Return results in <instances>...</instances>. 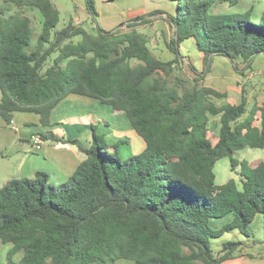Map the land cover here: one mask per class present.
Here are the masks:
<instances>
[{
    "label": "trees",
    "instance_id": "1",
    "mask_svg": "<svg viewBox=\"0 0 264 264\" xmlns=\"http://www.w3.org/2000/svg\"><path fill=\"white\" fill-rule=\"evenodd\" d=\"M164 1L173 13L138 15L107 31L94 0H83L89 31L72 20L58 28L51 0H1L0 119L10 124L15 112H30L47 126L51 112L74 95L123 112L145 146L122 160L117 145L108 153L94 126L88 146L40 133L42 142L77 146L85 159L58 186L37 172L0 188V242L12 245L6 264H222L241 255L243 242H222L215 252L212 240L234 230L252 237L250 225L264 217V161L234 155L264 151V104L248 109L241 86L239 103L218 106L214 100L227 94L203 82L216 57L242 77L252 71L264 56V15L254 21L238 11L212 12L239 0ZM28 11L41 16L34 45ZM159 19L170 32L165 47L174 57L166 61L141 32ZM189 40L201 62L200 70L189 66L192 77L180 52ZM224 158L238 181L216 183L215 166ZM227 216L229 223L213 228Z\"/></svg>",
    "mask_w": 264,
    "mask_h": 264
},
{
    "label": "rangeland",
    "instance_id": "2",
    "mask_svg": "<svg viewBox=\"0 0 264 264\" xmlns=\"http://www.w3.org/2000/svg\"><path fill=\"white\" fill-rule=\"evenodd\" d=\"M56 7L60 11V22L58 28H62L65 24L72 20L76 24H82L84 27L91 31L93 26L90 23V19L86 14L83 0H51ZM261 1V4H258L256 0H239L238 5L235 9L229 8L226 5H222L217 9L212 10L213 13H221V12H231L238 11L240 13L247 14L249 19L261 17V14H264V0ZM1 2V0H0ZM95 8L98 13V23L100 27L104 30H113L118 24L122 22H126L132 17L136 15H144L153 11H162L167 12L165 7L161 5L157 0H94ZM253 2V3H251ZM250 4L254 5V9L252 13H247L248 7ZM31 21H32V45L35 44V40L37 35L41 30V16L37 11H28L26 13ZM255 16V17H254ZM164 17V16H163ZM255 21H258L255 19ZM142 33L146 34L149 40V47L152 50L153 54L157 56L159 59L166 61L167 59H172L174 56L168 52L165 47V42H167L170 38V32L162 19L157 20L153 25L148 28H144L141 30ZM78 39H75V41ZM181 54L184 57L181 60L183 70L185 73L192 77V73H190L189 66H194L197 70L201 69L200 55L195 49V45L193 42L188 41L182 45ZM264 64V61H257L254 66L253 71H248L246 73V77H242L235 71L232 64L226 58L216 57L212 64L210 72L205 76L203 85L214 88L216 90L226 91L228 93L227 98L221 100H214V103L219 105L223 104H236L240 101V91L234 90V85L236 86L238 82L244 84L246 89V94L248 96V107L254 103V99L257 98L258 101H264V71L261 68ZM235 80L237 82L235 83ZM103 131L107 129L108 131L105 134L101 135L103 137L105 143L108 145L107 151L109 154L114 153V147L117 145L118 147H122L124 149H128V151H134L131 155L123 158L121 156L120 159L128 160L130 157L139 155L144 149V143L142 139L134 132L129 121L127 120L125 114L122 113H114L103 111ZM109 125V127L107 126ZM218 118L210 119V136L213 140L216 139L218 134ZM108 127V128H107ZM110 128V130H109ZM116 140L113 142L114 138ZM119 137H122L119 139ZM111 143V144H109ZM257 155L255 159L264 158V153L261 151H257ZM236 157V156H235ZM215 175H216V183L222 184L225 182V179L230 176H235L230 171L229 160L224 158L217 162L215 166ZM235 179L238 181V177L235 176ZM237 239L241 241L247 242L248 238L241 235L238 231L234 230L229 233L223 234V236L219 239L212 240L211 247L213 251H217L218 244L225 241L236 242ZM250 239L254 241H258L256 248H251L250 253L253 257H255L257 263L264 264V232L258 230L253 234V237ZM261 246V248H260ZM12 249V247H11ZM10 249V250H11ZM9 250V251H10ZM255 250H259L258 253H255ZM7 252V254L9 253ZM18 252H16L12 258L14 261L18 258ZM21 255V254H20ZM114 264H133L132 261L129 260H118Z\"/></svg>",
    "mask_w": 264,
    "mask_h": 264
},
{
    "label": "crops",
    "instance_id": "3",
    "mask_svg": "<svg viewBox=\"0 0 264 264\" xmlns=\"http://www.w3.org/2000/svg\"><path fill=\"white\" fill-rule=\"evenodd\" d=\"M157 1L160 2L165 9L167 8L166 11L169 13L174 12V6L171 3L164 0ZM256 2L261 4V1L256 0ZM250 8H252V11L255 10L253 4H250L248 9ZM261 15L264 14L262 13ZM260 18L259 16L253 18V20H259ZM189 41L193 42L192 40ZM257 61H264V56L258 57L253 62L252 71ZM261 68L264 71V66ZM236 82L237 80H235V83ZM241 86H244V84L238 82V84L233 87L234 90L240 91ZM218 91L224 92L222 90ZM226 94L228 96V93ZM254 104L261 105L264 104V101L260 102L255 98L253 105ZM248 109L250 108L248 107ZM103 111L108 113L114 110L110 106L103 105L98 101L71 95L51 112L50 121L47 126H42L39 122V116L30 112H15L10 124L0 119V188L11 180L31 179L37 172L46 173L49 176V184L53 186L64 183L74 173L77 166L85 159V155L77 146L54 143L51 141L42 142L39 149H36L30 141L31 137L36 134L39 135L40 133H51L58 139L77 140L82 146H88L91 140V126H94L96 132L101 135L108 131L107 129L103 131ZM114 113L122 112L114 111ZM107 126L109 127V125ZM121 138L122 137H119V139ZM113 140L114 141L111 143L115 142L116 137ZM257 151L264 153L262 150L247 148L237 152L234 158L239 161L245 160L247 162H253L255 160L264 161V158L255 159L258 153ZM133 152L134 151H128V149L122 147L117 148V154L123 158H126V156L131 155ZM235 176H230L228 179H235ZM228 179L226 178L225 182ZM231 220L232 216H227L224 219L213 221L212 226L214 229L218 230ZM258 230L264 232V217L261 215L257 216L250 225L252 237ZM236 242H243L239 250L241 255H238L236 252L231 259L224 261L222 264H259L255 257L252 256L253 254L251 255L250 253L251 248L254 249L257 245H261L257 244L258 241L248 238L247 242L241 241L240 239H237ZM220 244H218L217 251L220 249ZM11 247V244H3L0 242V264H6L7 252ZM254 252L258 253L259 250H255ZM20 254H18L19 256L16 261L21 258L22 253Z\"/></svg>",
    "mask_w": 264,
    "mask_h": 264
},
{
    "label": "built area",
    "instance_id": "4",
    "mask_svg": "<svg viewBox=\"0 0 264 264\" xmlns=\"http://www.w3.org/2000/svg\"><path fill=\"white\" fill-rule=\"evenodd\" d=\"M30 141L32 142V145L36 148V149H39L41 143H42V140L40 138V136L38 134L36 135H33L30 139Z\"/></svg>",
    "mask_w": 264,
    "mask_h": 264
}]
</instances>
